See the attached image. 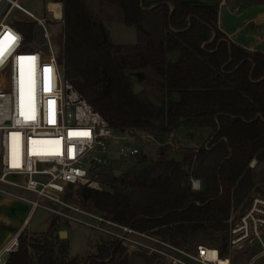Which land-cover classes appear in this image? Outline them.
Here are the masks:
<instances>
[{"label": "trees", "instance_id": "trees-1", "mask_svg": "<svg viewBox=\"0 0 264 264\" xmlns=\"http://www.w3.org/2000/svg\"><path fill=\"white\" fill-rule=\"evenodd\" d=\"M65 78L119 132L166 134L183 126L211 130L208 147L186 151L183 163L153 160L144 174L109 177V190L82 188L78 193L95 212L140 232L154 231L176 247L197 246L228 254V220L252 194L264 196V54L248 52L219 29L218 4L181 0H61ZM97 3L106 15L95 17ZM173 9V11H172ZM108 11L114 13L110 15ZM134 28L137 42L117 44L106 21L115 16ZM35 25L15 22L25 43ZM50 26L51 24L48 23ZM141 75L144 90L135 94L129 78ZM147 94L165 104L161 118ZM195 161V162H194ZM203 190H191L187 165ZM54 221L50 232H55ZM1 231H14L0 225ZM19 247L6 264H82L57 254V244L19 236ZM213 242V244H207ZM89 264H130L118 244L98 240ZM65 254L68 249H64Z\"/></svg>", "mask_w": 264, "mask_h": 264}, {"label": "built area", "instance_id": "built-area-1", "mask_svg": "<svg viewBox=\"0 0 264 264\" xmlns=\"http://www.w3.org/2000/svg\"><path fill=\"white\" fill-rule=\"evenodd\" d=\"M48 13L55 23H64L63 16L56 20L54 12L48 9ZM22 18L40 25L45 52L25 43L15 26ZM47 24L45 18L37 19L25 10L20 0H0V40L6 48L0 64V201L26 204L30 215L41 208L57 218L79 222L98 240L121 246L127 258L139 256L163 264H222L221 260L232 264L230 252L235 250L259 249L251 262L263 256L264 196L252 193L245 206L232 210L227 222L228 254L224 258L212 246L199 245L192 251L176 247L154 231L140 232L121 225L76 199L78 191L85 187L104 191L102 186H106L100 178L107 184L109 177L122 170L117 165L136 162L145 146L185 151L171 138L162 141L151 133L128 134L112 129L65 78ZM9 30L18 34L14 43L5 39ZM21 55L36 57L24 63L23 116L20 68L15 59ZM46 68L50 71L45 72ZM194 162L185 170L189 172L191 190L200 192L202 181L192 176ZM256 165L254 160L249 167L255 169ZM25 231L29 232L28 228L0 248V264H6L9 255L18 250L19 236ZM82 264H89L88 257Z\"/></svg>", "mask_w": 264, "mask_h": 264}, {"label": "rangeland", "instance_id": "rangeland-1", "mask_svg": "<svg viewBox=\"0 0 264 264\" xmlns=\"http://www.w3.org/2000/svg\"><path fill=\"white\" fill-rule=\"evenodd\" d=\"M49 0H20V5L25 8L26 10L32 12L34 16L37 18H45L48 23L51 25L49 26L47 24V28L49 30V33L51 34L52 44L54 46V49L57 53L58 58L60 57V54L62 53L63 49V31H64V24H58L55 23L51 14L47 12L46 4ZM53 3L56 4H62V1L60 0H52ZM203 1V0H202ZM201 2V0H200ZM91 11L94 14L95 17H101L103 18L106 15L105 13L100 10L97 3H94L91 5ZM110 15L114 14L110 11H108ZM120 15L119 12V18H116V16L110 20L106 21V25L108 29L110 30L112 39L117 44H134L137 42V34L136 30L131 27L125 26L120 21ZM22 21L19 22H28V23H34L35 25V37L32 42H30L28 45L31 46L33 50H40L42 52H45L47 49L46 41L44 39V32L40 25L29 19V18H22ZM142 81V79H141ZM140 81V84H141ZM134 85V84H133ZM142 85V84H141ZM188 132V129H182L178 136L183 134L184 132ZM172 138V137H171ZM173 139V138H172ZM174 143V142H173ZM208 143L203 144L201 147H205ZM196 148L194 150L200 149ZM147 154H150L152 152L151 148H146ZM145 149V150H146ZM183 151H189L188 149H184ZM193 151V150H192ZM133 164V163H132ZM132 164L128 165H117L121 169H125ZM150 165V162L138 164L134 163L132 165V168L129 170L132 174H144L148 167ZM264 166H257L255 167V170L257 172L263 171ZM101 184H104L106 187L102 186L104 190H109V183L105 184L104 178H100ZM103 180V181H102ZM254 195H258L253 193ZM262 196V195H259ZM31 197V196H29ZM83 199V198H82ZM82 202H84L82 200ZM42 203L47 204L46 201H42ZM86 206H88L86 203H84ZM54 221L58 222V228L55 230V232H50L49 230L52 228ZM29 232L25 231L26 236L29 241L32 242H43V240L48 237L52 238L57 244L56 251L57 254L60 256H66L68 259L71 260H79L84 261L86 258L94 252V245L96 242H98V239L96 237H93L91 230L79 223L72 220L64 219V218H57L53 213L44 210V209H37L32 216L29 219V226H28ZM65 232L67 234V239L58 236L59 232ZM6 235L0 236V248L4 246L7 241H5ZM107 243V242H106ZM207 244H213V242H207ZM60 247V249H59ZM67 248L68 252L65 254L64 249ZM258 250L253 249H243V250H235L230 252L232 255V264H264V255L255 259L253 262H251L252 258L258 253ZM229 254V255H230ZM128 260L130 261V264H163L161 262H157L154 260H150L148 258L144 257H128Z\"/></svg>", "mask_w": 264, "mask_h": 264}, {"label": "crops", "instance_id": "crops-1", "mask_svg": "<svg viewBox=\"0 0 264 264\" xmlns=\"http://www.w3.org/2000/svg\"><path fill=\"white\" fill-rule=\"evenodd\" d=\"M53 2L54 1L52 0L47 2V12L48 9L50 12H54L50 7L57 4ZM201 2L206 4H218L219 29L233 43L237 44L248 52H261L264 54V0H201ZM61 12L63 14V11ZM30 13L33 14L32 12ZM34 17L37 18L36 16ZM54 17L57 20L59 19L56 17L55 12ZM184 128L188 129V132L185 131L183 134L178 136V133ZM210 135V129L186 128L181 126L174 130V132L168 138L172 137V141L182 150H194L201 147L203 144L208 143ZM146 148H151L152 152L147 154L148 150ZM168 152L169 150H167V148H160L157 146L148 145L142 148V153L145 154L149 160H156L162 154L167 155ZM150 168L151 167L149 165L147 171ZM31 216L30 207L26 204L13 201H0V225H4L9 227L11 230H14L0 232V236H7L5 238V241H7L6 244L10 243L17 234L28 228L29 219ZM58 236L67 239V234L64 231L59 232ZM1 245L2 244H0V246Z\"/></svg>", "mask_w": 264, "mask_h": 264}, {"label": "water", "instance_id": "water-1", "mask_svg": "<svg viewBox=\"0 0 264 264\" xmlns=\"http://www.w3.org/2000/svg\"><path fill=\"white\" fill-rule=\"evenodd\" d=\"M181 2L182 3H188V4H198V3H200V0H181ZM172 11H173V9H172ZM141 79H142L141 75H133L129 78V81L133 82V84H134L135 94H140L144 90V87L140 84ZM147 99L152 105H154L155 107H157L159 109V116L162 118L164 116V113H165V104L163 102H161L160 100H158L157 98H155L151 94H147ZM154 135H158V133L155 132ZM169 136H170L169 134H166L167 138ZM167 150H169L167 157H166L167 161H175L177 163H183L184 162L185 154L183 152H179V151L175 152V151L171 150L169 147H167ZM131 168H132V165L125 168V169L117 170L114 175L116 177H120L125 172H128ZM76 199L78 201H82V198L80 196H76Z\"/></svg>", "mask_w": 264, "mask_h": 264}, {"label": "snow or ice", "instance_id": "snow-or-ice-1", "mask_svg": "<svg viewBox=\"0 0 264 264\" xmlns=\"http://www.w3.org/2000/svg\"><path fill=\"white\" fill-rule=\"evenodd\" d=\"M5 39H7L10 43H14L17 39H18V34H14L11 30H9L8 32H6L5 34ZM5 45L3 43L2 40H0V64H2L4 62L5 59ZM10 54V53H9ZM16 61L19 63V68H20V101H21V112L20 114L23 116L24 112H23V93H24V63L25 61H35L36 57H25V56H17ZM50 71L49 69H45V72ZM51 103V102H50ZM34 117H26V119H33ZM17 123H19V121H17ZM18 135V134H16ZM84 135H87V133H84ZM213 258L215 256V254L213 253Z\"/></svg>", "mask_w": 264, "mask_h": 264}, {"label": "bare ground", "instance_id": "bare-ground-1", "mask_svg": "<svg viewBox=\"0 0 264 264\" xmlns=\"http://www.w3.org/2000/svg\"><path fill=\"white\" fill-rule=\"evenodd\" d=\"M51 10L55 12L56 14V17L59 18L58 20H60L63 16L62 14V5L61 4H57V5H52L51 7ZM55 18V17H54ZM57 20V19H56ZM23 102H24V99H23ZM24 104V103H23ZM222 261V264H230L229 262L227 261H224V260H221Z\"/></svg>", "mask_w": 264, "mask_h": 264}, {"label": "clouds", "instance_id": "clouds-1", "mask_svg": "<svg viewBox=\"0 0 264 264\" xmlns=\"http://www.w3.org/2000/svg\"><path fill=\"white\" fill-rule=\"evenodd\" d=\"M198 184H199V182H197V187H198Z\"/></svg>", "mask_w": 264, "mask_h": 264}]
</instances>
